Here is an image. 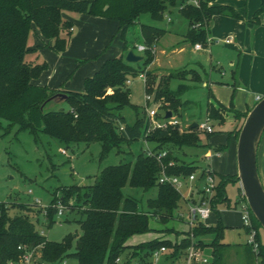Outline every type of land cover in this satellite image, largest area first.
Segmentation results:
<instances>
[{"label":"trees","instance_id":"1","mask_svg":"<svg viewBox=\"0 0 264 264\" xmlns=\"http://www.w3.org/2000/svg\"><path fill=\"white\" fill-rule=\"evenodd\" d=\"M0 0V127L2 121L7 122L6 129L17 126V131H28L34 138L43 133L55 139L62 148L68 150L79 143L100 142V157L106 156L112 149L119 151L121 145L130 144L141 139L147 128L145 112L129 101V89L126 79L136 76L137 72H145L146 91L153 94L154 101L161 103V108L176 112L183 107L180 96L185 91L184 84L172 90L169 83L172 79H185L191 75L199 80L195 70L182 69L170 71L160 76L154 87L150 70H145L152 61L151 47L165 34V29L149 23H140V35L147 49L143 59L136 63L126 62L124 55L106 59L100 68L84 80V92H68L64 102L70 108L59 110L54 108L49 99L58 90L33 83L46 68V62L39 56L40 45L29 47V37L33 30L42 39L44 47L56 53L63 52L72 33V23L63 18L64 12L86 13L103 16L119 23L120 35L127 32L142 14H148L153 21H161L172 9L187 20L185 39L191 44L200 43L207 46V25L212 15L227 13L238 17L230 7L211 4L213 0ZM264 11V0L256 10L254 18ZM258 22V21H257ZM123 49L128 46L124 41ZM134 50V49H133ZM129 106L134 110V121L129 124L120 113ZM228 110L223 105L215 108L211 103L206 111L213 119L223 121L221 110ZM123 128L119 130V126ZM239 129L236 131L238 136ZM211 134H206L207 139ZM154 150L169 149L163 159L166 164L170 159L176 161L175 166L167 167L168 174L188 175L197 170L193 163L179 162L172 150L182 148H207L208 143L200 145L197 129L187 128L180 132L177 128L156 129L146 137ZM218 147L215 150L221 151ZM160 165L154 157L146 156L142 151L133 160L103 167L94 182L84 188L70 186L62 190L49 203L46 215L47 226L54 223L56 210L54 204L62 200L77 213L75 222L80 233L66 236L61 242L48 241L36 229L39 209L34 211L24 203L7 205L0 202V260L14 258L18 254L19 243H43V259L50 264L63 259L72 258L76 264H118L116 259L127 252V262L137 260L149 263L152 251L161 246L171 250L168 258L178 257L189 245L184 237L170 240L155 237L140 242L130 239L158 229L150 226V220L158 217L159 222L166 223L174 217L180 201L179 193L168 184H159L157 177ZM213 210L218 203H227L225 184L238 182L237 175H219ZM129 186L143 191L155 189V196L146 199L143 206L134 197L127 196L123 188ZM241 193V189H240ZM228 207L229 204L227 203ZM11 207H17L21 213L11 214ZM219 215V214H218ZM32 217L34 219H32ZM36 217V218H35ZM251 219L257 230L259 242L258 257L264 264V245L259 236L260 224L251 212ZM224 226L218 216L215 226L196 225L192 231L197 244H203L200 237L212 234L210 242L213 258L208 264H218L221 257L220 247ZM156 229V230H155ZM179 235L174 228L159 230Z\"/></svg>","mask_w":264,"mask_h":264},{"label":"crops","instance_id":"2","mask_svg":"<svg viewBox=\"0 0 264 264\" xmlns=\"http://www.w3.org/2000/svg\"><path fill=\"white\" fill-rule=\"evenodd\" d=\"M211 4L230 6L238 14V17L230 16L227 13H219L211 16L207 25V37L210 39V44L207 45L208 56L204 57V60L207 59L208 61L209 71L205 76H202L196 67V65L201 66V62L198 59L187 63L183 67L184 69L195 70L199 76V80H194L191 78V75H187L185 80L202 82L205 86L214 87V90H216L217 86L224 87L227 90L228 93L224 99L212 93V99L208 100L206 105L211 103L216 107V105L220 104L228 109V112L226 111L227 116H223L225 120L221 123L219 120L212 118L214 132L211 134L217 133L215 129L216 121L219 124L228 123L229 127L222 131V134L215 135L213 141H210L209 138L207 139L206 143H208V147H201L203 153L200 155V158L197 157L199 153L195 149L191 153L190 151H185L184 148L180 151L172 150V154L176 157L178 163L184 162L185 158L191 159L193 157V160L190 162H193L198 167H202L204 166V162H206L204 153L210 150L212 151V156L209 159V163L216 175H234L237 174L236 146L238 137H236V131L241 127L240 125H242L246 114L256 104V96H264V11L258 15L257 22L254 15L260 7L261 0H213ZM169 14L173 15L176 19L183 18L176 10L172 9L171 12H167L166 14L169 22L173 21V18L169 17ZM62 16L72 23V33L69 37L67 47L63 52L56 53L51 48L44 47L42 39L37 34V30L34 29L32 32V41L29 47L33 48L36 45H40L41 47L38 50L39 56L47 65L39 77L33 80V83L40 86H47L59 92L81 94L84 92V80L92 76L106 59L121 54L125 57V54L132 47L131 44H134V41L130 38V33L128 32L121 37V28L116 20L86 13L75 14V12L63 13ZM184 20L186 27L183 31H179L173 27L168 28L167 26H162L160 24L162 20L149 23L162 27L166 31L158 39V43L155 44L156 55L148 65V69H150L155 77H160L161 75L168 74L170 71H174L175 68L164 67L162 63L164 61L169 62L175 53L184 50L187 51V45L190 46L189 50L192 53L202 50L195 49L194 44H191L185 39L188 24L185 18ZM139 34L140 25L138 28ZM228 36L232 37V42L224 43L223 39ZM123 40L126 41L128 46L126 51L123 49ZM139 41H141L140 37L138 38ZM133 51L135 52V50ZM135 53L142 54L137 51ZM224 62H227L229 66L228 70L223 68L220 71V75L223 77L221 79H214L210 71H213L216 66L223 67ZM172 80L169 83L170 89H172L170 85ZM181 84H184L185 91L190 87L188 82L179 83L177 87ZM181 96L183 110H186L185 108L187 107L190 110V106L194 104V101L189 99L182 100ZM51 104L54 105L56 103L51 102ZM60 104H57V106H60ZM59 108L63 107L60 106ZM206 113L207 111L205 109ZM190 124L187 125L189 126ZM152 146L151 144L150 147ZM218 147L222 148L221 151L219 153L213 152ZM178 153L181 154V158L178 157ZM211 159L212 163L210 162ZM198 161L202 164L198 165ZM257 169L264 188V132L257 149ZM179 203L180 205H186L183 200L179 201ZM230 208L229 206L227 209ZM216 214L219 216V212ZM181 222L185 223L184 221ZM224 227L223 238L221 240L223 246L220 247L221 257L218 260V264H259L258 257H256L251 248L246 244L247 232L242 225L240 223L238 225L225 224ZM181 236L184 237V233ZM237 236L240 238L238 239ZM212 239V234L200 237V240L205 245L202 248L203 252L206 251L207 247H210V252L212 253L213 249L209 245ZM170 240H177V237ZM170 252L171 250L167 248L161 255L159 259V261H162L161 264H165L166 262L171 264L174 259L179 257L168 258ZM180 255L184 257L183 250ZM127 257L126 252L120 257V264H135L137 262V260H134L132 263H128ZM212 258L213 255L211 260ZM159 261L155 262L150 258L149 264L158 263ZM208 263L210 262L207 261L205 264Z\"/></svg>","mask_w":264,"mask_h":264},{"label":"rangeland","instance_id":"3","mask_svg":"<svg viewBox=\"0 0 264 264\" xmlns=\"http://www.w3.org/2000/svg\"><path fill=\"white\" fill-rule=\"evenodd\" d=\"M164 17L165 18L160 22L162 26H167L168 28L173 27L179 31H183L185 29L186 22L184 18L176 19L173 15L169 14V17L173 18V21L169 22L168 16L166 15ZM152 22L153 20L148 14H142L138 20L128 27L127 32L130 33V38L134 41V44H131L132 47L130 49L133 50L136 45L143 44L141 35H138L140 23ZM139 37L141 38V41L138 42ZM31 41L32 32L30 33L29 44ZM156 43H158V40L155 44ZM153 47L154 52H152V54L154 59L156 55L155 45ZM186 48L187 51L184 50L173 54V57L169 60V62L162 61V65L168 68H175L174 71H177L184 69L183 66L187 63L198 59L199 62H201V66L196 65V67L199 73L202 76H205L209 71L208 61L207 59L204 60V57L208 56V46L196 53H192L189 50V45H187ZM222 66L223 67L216 66L213 71H210V73H212L211 76H213L214 79H221L223 76L220 75V71L223 70V68L225 70H228L229 68L227 62H224ZM145 70L150 69H148L147 66L145 67ZM159 80V76L152 78L154 87L158 84ZM132 82L133 83L129 86L127 85V88L129 89V101L131 104L138 106L141 111L144 107V85L138 78H135ZM187 82L190 84V87L184 92L181 98L182 100H192L194 101V104L190 106V110H188V107L185 108L186 110H183V107L179 109V112L181 113L180 116H178L176 112L173 113L174 117L179 118L182 128H184L183 126L186 124H190L192 121L198 123L204 119L206 103L208 100L212 99V93L221 97V99H224L228 93L227 90L221 86H217L216 90H214V87L205 86L202 82L189 81L185 79H173L170 85L172 89H175L179 83ZM49 106L54 108L57 104ZM60 106L65 109L70 108L64 101L61 102ZM215 108H218V105H216ZM220 110L223 116H227L226 111L228 112V110ZM120 113L124 116L127 123L130 124L134 121L135 114L131 107H124ZM221 122L222 120L220 123ZM6 127L7 122L2 121L0 127V202H5L9 206L12 204L24 203L30 208V210L34 211L38 209L40 210L42 206H47L55 196H60L62 194V190L65 188H70V186L84 188L87 185L92 184L95 177L103 167L133 160L134 156L141 152L145 146L142 139L134 140L128 145H121L119 151H117V149H112L106 156L101 158V144L96 141L89 144L79 143L74 145L68 150L67 155H64L61 153V144L43 133H38L37 138H34V136L28 131H17V126L15 125L8 129H6ZM228 127V123L219 124V122L216 121L215 129L217 130V133L211 134L208 138L210 141H213V139H215V135L222 134V131L228 129ZM240 128L241 127H239V130ZM197 134L200 139V145L205 144L207 142L206 134L199 131H197ZM236 137L238 136L236 135ZM148 145L150 146L151 144ZM194 149L199 153V156L197 157L200 158V155L203 153L201 147L184 148L185 151H190V153ZM178 157L181 158L180 153H178ZM191 160H193V157L191 159L185 158L187 163H193L190 162ZM199 161L198 165L202 164ZM210 162L212 163V159ZM219 180L220 178L218 175L217 183ZM240 189L239 182L226 183L224 190L231 208L227 209V203H218L214 210L211 211L210 216L202 224L215 226L217 224L216 218L218 217L216 213L219 212L220 221L223 226L225 224L238 225L239 223L242 225L241 205L244 202V198L240 194ZM123 192L127 196L138 199L141 206L145 204L147 198L152 197L155 194L154 189L143 191L142 189L132 188L129 186L124 187ZM37 199L40 200L41 204L37 205L35 203V200ZM185 209L184 204L180 205L179 203V207L174 211V217L169 219L166 223L159 222L158 217L152 218L150 220V226L158 230L137 235L130 239L131 242L149 240L162 236V234L163 238L175 239L177 237V240L180 241L184 230H189L187 225L181 222L182 220L180 221L177 215L178 211H182L186 214ZM10 212L11 214L21 213L17 207H11ZM77 216L78 215L75 211H67L61 216L60 221L54 222L50 227H48L42 212H39L37 215L38 223H36V229L48 241L61 242L68 235L80 233L79 225L75 222V218H77ZM32 219L34 218L32 217ZM166 228H174L175 230L180 231V233L179 235H176L174 233L159 231ZM258 232L261 244L264 245V229L260 226ZM237 238L239 239L240 237L237 236ZM199 246L200 248H203L205 245L200 244ZM184 252L185 251L183 250V253ZM202 256L206 259V261H211L212 253L210 252V247L206 248V251L202 253ZM183 258V255H179L178 258L173 260L174 262H170L171 264H183ZM66 260L68 264H76L75 259L68 258ZM161 262L162 261H159L154 264H161ZM145 264L149 263L147 262ZM165 264L168 263L166 262Z\"/></svg>","mask_w":264,"mask_h":264},{"label":"built area","instance_id":"4","mask_svg":"<svg viewBox=\"0 0 264 264\" xmlns=\"http://www.w3.org/2000/svg\"><path fill=\"white\" fill-rule=\"evenodd\" d=\"M192 3L196 4V0H192ZM169 20V19H168ZM224 43H231L232 37L228 36L223 39ZM207 43L210 44V39L207 37ZM195 49H203L204 47L200 43L194 45ZM147 47L144 44L136 45L135 49L138 53H143ZM151 52H154V47H151ZM138 78L142 81L144 85V107L143 111L146 116L147 128L143 137L141 138L144 143V149L142 152L148 157H154L160 165V172L157 177V182L159 184H168L174 188L180 195V201L185 202L186 214L182 211H178V218L184 221L189 229V233L186 235L190 242L189 245L183 249L185 252L183 258V264H204L206 259L202 256V248L197 244L196 237L193 234L192 229L198 225L202 224L211 214L213 210V199L215 198L216 187H217V175L212 169L209 159L212 156V151H207L204 153V158L206 160L205 165L198 167L196 171L188 175H177V174H168L166 172L167 167L175 166L177 163L174 159H170L166 164L163 159L169 153L168 148L154 150L153 146L150 147L149 142L146 140V137L151 134L152 131L156 129H167L169 127L177 128L180 132H183L188 128L186 124L182 128L179 118L174 117L172 112L170 117H166L167 110L161 108L160 102H155L152 93L146 91V75L145 72H137L136 76H129L126 79V85L131 84V82ZM262 97L256 96V102L259 101ZM123 128L122 125L119 126V130ZM196 129L205 134H211L214 132V125L212 124V118L208 113L205 114L204 119L197 123ZM213 152L219 153L218 150ZM61 153L67 155V150L61 149ZM241 196L244 198L241 191ZM35 203L41 204L40 200H35ZM48 206H42L40 211L42 212L45 220L47 215ZM56 213L54 215V222L60 221L61 216L67 212L71 211V207L65 204L62 200H57L53 205ZM179 207V206H178ZM177 207V208H178ZM241 223L242 227L247 232L246 244L251 248L255 253L258 252L259 242L257 240V230L253 225L251 219V211L248 207V204L244 202L241 205ZM204 225V224H203ZM42 235V234H41ZM43 243L40 244H28V243H19L17 245L18 254L14 258H9L5 261L0 260V264H50L49 262L43 259L42 255ZM167 250L165 246H161L158 249L152 251L150 258L157 262L159 261L161 255ZM116 263L120 264V258L116 259ZM53 264H68L66 259L61 260L58 263ZM135 264H142V262L137 261Z\"/></svg>","mask_w":264,"mask_h":264},{"label":"water","instance_id":"5","mask_svg":"<svg viewBox=\"0 0 264 264\" xmlns=\"http://www.w3.org/2000/svg\"><path fill=\"white\" fill-rule=\"evenodd\" d=\"M126 62L136 63L143 59L142 54H136L129 49L124 57ZM67 97L64 92H57L49 101L59 104ZM61 111L62 108H59ZM171 111L166 112V117ZM196 122L188 128H195ZM264 132V96L256 102L246 114L239 130L236 146L237 179L244 198L254 218L264 229V188L257 169V149Z\"/></svg>","mask_w":264,"mask_h":264}]
</instances>
